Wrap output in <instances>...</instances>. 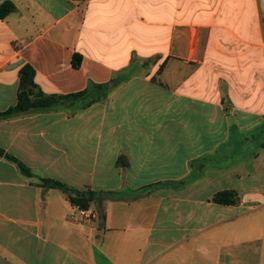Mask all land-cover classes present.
Returning <instances> with one entry per match:
<instances>
[{
  "label": "crops",
  "instance_id": "crops-1",
  "mask_svg": "<svg viewBox=\"0 0 264 264\" xmlns=\"http://www.w3.org/2000/svg\"><path fill=\"white\" fill-rule=\"evenodd\" d=\"M6 2L0 264H264V0Z\"/></svg>",
  "mask_w": 264,
  "mask_h": 264
},
{
  "label": "trees",
  "instance_id": "trees-1",
  "mask_svg": "<svg viewBox=\"0 0 264 264\" xmlns=\"http://www.w3.org/2000/svg\"><path fill=\"white\" fill-rule=\"evenodd\" d=\"M13 10H14V6L11 3H9V2L3 3L0 6V18L3 19L8 14H10ZM79 65H80V62L77 59V61H75V66L79 67ZM33 80H34L33 69L31 67L24 68L22 71L23 86L25 84H28V83H33ZM79 95H82V93ZM52 99H42L38 104H32V103L27 101L26 95L23 92H21V94L19 96L18 105L15 108H12L5 113H0V116H7V115H10L12 113H15L18 111H23V110H26L28 108L34 107V106H45ZM0 157H5L7 160L15 163L19 167L21 172H23L27 176H31V170L28 167H26L21 161H19L17 158L12 156L11 154L6 153L5 150H3L2 148H0ZM43 185L51 187V188H56V189L63 191L67 195L71 204L73 206L81 208V209L89 210L91 207V203L93 202L94 197H95L94 192H91V191H87V192L86 191L85 192L73 191L72 189H70L66 185L62 184L61 182L53 181L51 179H44ZM213 201L215 203H219V204L235 205L239 202V197L236 194V192L225 191V192L218 193L214 197Z\"/></svg>",
  "mask_w": 264,
  "mask_h": 264
},
{
  "label": "built area",
  "instance_id": "built-area-1",
  "mask_svg": "<svg viewBox=\"0 0 264 264\" xmlns=\"http://www.w3.org/2000/svg\"><path fill=\"white\" fill-rule=\"evenodd\" d=\"M78 215H79V218L83 220H91L93 217V215L89 212V210L81 209V208H79L78 210Z\"/></svg>",
  "mask_w": 264,
  "mask_h": 264
},
{
  "label": "rangeland",
  "instance_id": "rangeland-1",
  "mask_svg": "<svg viewBox=\"0 0 264 264\" xmlns=\"http://www.w3.org/2000/svg\"><path fill=\"white\" fill-rule=\"evenodd\" d=\"M249 135L251 134H245V137H247L249 141L247 140L248 142L245 144L244 148H257V144L254 143L255 141H253L252 138L249 137ZM251 141H253V143H251Z\"/></svg>",
  "mask_w": 264,
  "mask_h": 264
}]
</instances>
